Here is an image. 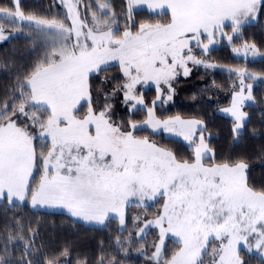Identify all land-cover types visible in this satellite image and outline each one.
<instances>
[{"label":"snow or ice","instance_id":"snow-or-ice-1","mask_svg":"<svg viewBox=\"0 0 264 264\" xmlns=\"http://www.w3.org/2000/svg\"><path fill=\"white\" fill-rule=\"evenodd\" d=\"M60 3L67 10L70 26L57 17L26 16L19 7L14 13L0 9V20L27 27L50 49L25 83L18 85L22 98L19 106L13 104L10 114L5 103L0 111V200L13 204L30 197L34 207H63L75 217L100 223L109 213H116L123 224V206L130 197L152 200L162 196L166 198L162 213L145 225L159 228L160 243L153 254L157 264L168 233L178 238L180 247L164 264H204L210 241L219 242L212 248L210 264H244L242 244L264 264V190L248 185V165L238 161L205 167L202 161L207 145L203 135L198 137L191 161L177 160L171 151L157 147L147 137L137 138L110 122V105L96 113L89 84L90 74L104 71L110 61H117L126 78L121 89L125 102L135 101L132 108H147L134 94L137 84L154 81L158 93L161 83L171 88L177 68H183L187 76L188 61L204 63L192 55L190 40L199 46L204 36L208 43L203 44L202 51L207 53L217 33L223 34L225 21L231 22L234 34L239 33L245 22L264 10V0H127L129 21L134 8L145 3L152 10H169L170 21L141 23L135 32V25L126 22L122 35L113 28L116 18L109 15L108 0L98 3L100 15L92 13V26L80 18V0ZM4 39V24L0 23V40ZM227 40L231 42L233 36ZM242 48L245 55L259 54L255 43L245 42ZM232 51L240 53L241 48L233 47ZM236 75L241 77V91L233 93L232 106L224 111L234 117L233 131L238 134L248 115L241 108L245 101L253 100V85L245 84V78L258 77L246 71ZM81 100L88 101V111L78 118ZM26 106L46 112V118L29 114ZM18 115L30 123L21 124L12 118ZM200 124L179 116L161 121L152 108H147L144 121V125L175 132L193 144L197 131L204 130ZM130 126L134 130L138 127L135 123ZM35 127L40 129L41 138H50L46 155L43 150L37 154L36 137L29 130ZM37 171L39 181L33 187ZM62 255H67V250Z\"/></svg>","mask_w":264,"mask_h":264},{"label":"trees","instance_id":"trees-1","mask_svg":"<svg viewBox=\"0 0 264 264\" xmlns=\"http://www.w3.org/2000/svg\"><path fill=\"white\" fill-rule=\"evenodd\" d=\"M110 1L117 18V29L121 33L125 30L126 22L135 25L132 28L135 32L141 23L163 24L170 21L168 12L157 13L144 8H134L129 21L127 0ZM18 7L24 13L44 17H52L55 13L65 14L57 0H19ZM0 8L15 11L16 6L14 0H0ZM245 42L255 43L258 50L264 53V10L259 11L253 21L245 22L231 42L222 40L206 54L198 52L212 64H197L189 81L182 84L183 99L168 106L157 104L154 111L161 119L176 115L201 119L213 161H243L248 165V185L261 191L264 190V56H236L232 48L242 46ZM40 59V51L24 33H17L0 42V111L5 103L9 105L10 114L13 104L18 107L22 99L18 85L24 83ZM118 69V65L113 64L90 76L92 97L104 73L113 74L115 83L122 81ZM239 71H246L258 79L251 80L253 100L243 106L248 115L244 127L235 135L233 119L221 111V106L229 103L231 94L238 87L241 77L236 72ZM142 95L146 104L150 105L155 95L154 87L144 89ZM145 112V108L127 109L120 115L125 122L139 121ZM12 118L21 124L27 122L23 116ZM29 130L32 131V128ZM149 135L170 149L179 160L190 159L192 148L182 140L164 136L161 132ZM159 207L157 203L147 208L156 213ZM133 210L131 206L127 208L125 227L119 228L115 219L99 227L74 221L63 212L32 209L25 203L0 201V260L3 264H48V261L53 264H157L156 260L149 257L154 241L148 239L147 234L141 239L134 237L136 226L133 224V215L136 212ZM150 212L148 215L152 216L154 212ZM174 244L178 245L176 242ZM26 248L30 251L26 252ZM65 250L67 255H62ZM168 254L167 249L159 264H164ZM240 257L244 264H261L257 254L244 247L240 248Z\"/></svg>","mask_w":264,"mask_h":264},{"label":"rangeland","instance_id":"rangeland-1","mask_svg":"<svg viewBox=\"0 0 264 264\" xmlns=\"http://www.w3.org/2000/svg\"><path fill=\"white\" fill-rule=\"evenodd\" d=\"M57 1L63 7V11L65 12L64 15L55 13L52 17H44V16H38V15H35V16L44 17V18H47V19H52L54 17H57V18L62 19L66 25L70 26L71 22L66 19L67 10H66L65 6L60 3V0H57ZM100 2H102V0H80V3L77 5V10H78V12L80 14V18L85 20L86 23L89 26H92V20H91L92 13L96 12L97 15H100V12H99V10L97 8L98 3H100ZM108 2H109V15L114 14L115 18H116V14H115V12L113 10L111 1L108 0ZM14 4H15L16 9H17L18 5L16 4V0H14ZM0 9H4V8H0ZM16 9H15V11H16ZM5 10H7V9H5ZM7 11H9V10H7ZM15 11H9V12H13L14 13ZM24 14L26 16L27 15H34V14H31V13H24ZM253 20H251V21H253ZM0 23L4 24V36L6 37V39H8L9 37H11V36H13V35H15L17 33H24V34H26L29 37L32 45L35 46L40 51V56H41L40 61L47 55V53H48V51L50 49L44 44V42L41 39L33 37L32 34L28 31L27 27H22L20 24H16L15 26H12L8 21H3V20H0ZM145 24H151V23H145ZM154 24H157V23H154ZM113 28L117 29V24L116 23L113 25ZM122 33L119 31V34L122 35ZM222 33L223 34H221L219 32L217 33L216 42L214 44L210 45L209 49L214 48L215 46L219 45L222 40H224L225 42L229 43V41L227 40V36H234L235 35L232 32V27H231V22L230 21H225L224 22V26L222 28ZM190 35L191 34H189V36ZM6 39H4V40H6ZM74 39H75V37L73 35V40ZM200 40L202 41V43L199 46L197 45V42L195 40H190L189 47L192 49V55L195 57V59L202 60V61H204L205 64H209V66H210V64H212V63L204 60V58H202L198 54V52H203L202 51L203 44H207L208 41H207V39L204 36H201ZM1 41H3V40H0V42ZM236 48H241V52L240 53H234L233 52L236 56L251 57V58H260V57L264 56V53L260 52V51H259V54L256 55L255 57H253L250 52L247 55H245L242 46H237ZM185 51H187V49ZM203 53L206 54L205 52H203ZM113 64H117L118 65V68H119L118 69V74L122 77V81H120L119 83H115L113 81V78H114L113 74H111L109 72L103 74L101 80L99 81V87H98L97 92L95 93L94 97H92V93H91V106H92L93 110L96 113H99L100 111H103L105 104L110 105V109L108 111V116H107V118L110 120V122L114 123V125L120 126L123 131L132 132L133 135L136 136L137 138L147 137L148 140L151 143L155 144L157 147H159V148H161L163 150H166V151H171V150L168 149V148H165L164 146H162L158 142H156L153 139V137L149 135V133L156 134V133H160L161 132L164 136L177 138V139L182 140L186 145H188L190 148H192V151L189 154L190 155V159L188 161H191L193 159V157H194V148L199 144L198 137L200 135H203L204 143L207 145V149L205 150L207 155H206L205 159H203V161H202L204 166L205 167H209V166H212L213 164H221L219 162L213 161L212 151H211L210 147L207 144V139H206V137H205L203 132L201 133V132L197 131L196 138H195V143L193 144V143H190L188 140H185L183 138V136L177 135L175 132H171L170 133V132L165 131L163 128L153 129L151 126L144 125V121L147 120V108H152L153 111H154V107L157 104H162L164 106H168L170 104L175 103L176 101H179V100L183 99V93H182L183 85L182 84L183 83H187L189 81V77L191 76L193 71L196 70L194 67L197 64L193 63L192 61H188L187 62L186 66L190 70L189 74L187 76L184 75V69L183 68H177L176 77L172 81H170L171 88H169V85L161 83L159 85V89H160L159 93H158V90H157L158 86H157V84L154 81H151V80L142 81L141 83L137 84L136 88L134 90V94L136 96H138V97L143 99L144 104L147 105V108H145L144 105H137L136 108H145L146 112L144 113V117H143L142 120H139V121L127 120V122L122 120V117H121L120 114H121L122 111L127 110V109H129V110L136 109V108H132V104L135 103V101H129L127 103L125 102L124 92L121 89H122L123 83H125V81H126V78L123 76L122 70H121V68L119 66V63L117 61H110L108 66L113 65ZM92 74H94V73H92ZM92 74H90V76ZM90 76H89V78H90ZM240 79L241 78L238 79V81H239L238 82V87L233 91V93L241 91ZM25 81H26V78L24 79V83H25ZM244 82H245V84H253V81L248 80V79H245ZM151 86L154 87V89H155V95H154L153 99L151 100V104L148 105V104H146L145 98L142 95V91L144 89L148 88V87H151ZM208 87H209V90H210V84L208 85ZM25 91H27V90H25ZM233 93L230 96L231 98H230L229 103H227V105H225V106H221L222 107L221 111L224 114L230 116L233 119V127H234V117H232V115L230 113H227V112L224 111V109L231 108ZM245 94H247V93L245 92ZM158 96H159V99L157 98ZM169 96H171V99H169ZM154 101H155V104L153 103ZM248 102L249 101H245L244 105L246 103H248ZM19 104H18V106H19ZM243 106H242L241 110L244 112ZM26 111H28L29 114L35 112V114L37 116H40V117H45L46 118V116H47L46 112H38L34 108H30V107H27V106H26ZM87 111H88V101L87 100H81L80 104L78 105L77 112H76L77 117L78 118H82L87 113ZM154 113H155V111H154ZM155 116H156L157 119H159L161 121L177 117V115H176V116H172V117L161 119L156 114H155ZM179 117L182 120H185V121H189V120L200 121L201 124L199 125V127L203 128V121L201 119H198V118H184V117H181V116H179ZM24 118L27 120L26 117H24ZM27 122L30 123V121H27ZM131 123L137 124V126H138L137 129H135V130L132 129L131 126H130ZM32 131L31 132L33 133V135L35 137H37V139H38L37 142L34 139V145L36 146L37 154L39 155L40 152L43 150L44 154L46 155L47 154V149H49L51 147L50 138L49 137L41 138L38 135V133L40 131V129L38 127L32 128ZM236 134L237 133H235V135ZM177 160H179V159L177 158ZM179 161H184V160H179ZM230 164H234V163H230ZM34 176H35V182L32 185L33 187H35V183H38V181H39V172L38 171L34 172ZM165 199L166 198L162 197V196H157L155 199H152V200H147V199L140 200L139 197H130L129 198V202L126 203L123 206V214H124V223L123 224H121L120 219H119V215L116 214V213H109V218L106 219L103 223H100V222L95 221V220L87 221V220H84V219H82L80 217H75L71 213H69L67 211V209H65L63 207H48V206H41V205H37V206L34 207L31 204L30 197H28L24 201H18L17 200L15 202L16 203H21V204L25 203V204L29 205L32 209L63 212L65 214H67L68 216H70V218H72L74 221H77V222H80V223H83V224L89 225V226H99V227H101V226H104L107 223V221H109L110 219H115L119 228H123V227L126 226L127 208L129 206H131L134 209L133 212L134 211L136 212L133 215V221H134L133 224L136 226V235H134V237H136L137 239H141L147 234L148 235V239L154 241L153 247H152L151 251L149 252V257L151 259H153V254L156 251V247L155 246L160 243L159 228L157 226H155L154 224L149 225L148 227H145V225H146V223L148 221H155L157 216L160 213H162L163 204L165 203ZM3 200H6V202H8L7 199H3ZM3 200H0V201H3ZM157 203H159V206H160L158 212L155 213L154 210H150V211L154 212V214L152 216L148 215L149 212H150L149 209H148L149 206L157 205ZM141 229H144V231L141 232ZM177 240H178V238L172 236L171 233H168V234L165 235L164 244L162 246V253H161L160 260L164 259V257H165V250H167V249L169 250V254H168V257H167L166 260L170 259L171 256L174 254V252L179 250L180 245L179 244L178 245L174 244L175 242L177 243ZM250 242L253 243V244L255 243L254 240H252ZM218 244H219L218 241H216L214 243L210 241L209 246H208V254L204 255V257H203L204 264H210V259H211V255L210 254H211L212 248L215 247V246H218ZM241 247H244L246 249V246H244L243 244L241 245Z\"/></svg>","mask_w":264,"mask_h":264},{"label":"crops","instance_id":"crops-1","mask_svg":"<svg viewBox=\"0 0 264 264\" xmlns=\"http://www.w3.org/2000/svg\"><path fill=\"white\" fill-rule=\"evenodd\" d=\"M135 8H144V9H147L148 11H151V12H163V11H166V12H168L169 13V15H170V11L169 10H167V9H154V10H152V9H149L148 7H147V4L145 3V4H142V5H139V6H136ZM256 17V16H255ZM254 17V18H255ZM254 18H251L249 21H251V20H253ZM249 21H247V22H249Z\"/></svg>","mask_w":264,"mask_h":264}]
</instances>
